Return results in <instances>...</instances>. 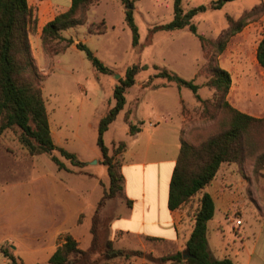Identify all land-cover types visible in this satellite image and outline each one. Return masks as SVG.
<instances>
[{
    "label": "rangeland",
    "instance_id": "374dc122",
    "mask_svg": "<svg viewBox=\"0 0 264 264\" xmlns=\"http://www.w3.org/2000/svg\"><path fill=\"white\" fill-rule=\"evenodd\" d=\"M132 1L133 6L126 7L121 0H93L81 14L85 24L71 29L68 36L62 33V40L46 50L42 36L37 37L35 29H30L32 53L42 76L40 86L54 142L58 148L74 154L81 164H73L59 151L31 156L19 143L17 130L0 133L2 253L13 254L16 246L27 243L29 237L40 238L47 220L56 211L59 213L61 207L64 216L73 219L80 211L77 236L84 249L93 246L90 258L97 264H158L160 258L176 252L161 242L150 241L142 246L136 239L123 243L111 234L112 221L126 217L129 204L124 193L108 197L110 178L97 146L98 127L115 105L114 89L125 78L129 67L137 65L142 69L135 86L126 94L125 109L104 134L109 155L116 162L122 163L123 151L119 144L128 142L133 135L130 126L143 130L154 114L163 112V105L171 107L172 100L178 97L176 84L155 77L163 70L194 81L202 100L209 101V105L203 106L190 89L181 88L182 95L190 102L183 111L186 120L182 139L193 146L224 133L230 126L231 114L219 109L214 90L206 86L214 65L231 74L234 83L231 101L239 107L236 109L264 119V70L256 58L264 36V12L258 6L264 0H235L225 3L221 9L199 12L192 19L196 34L189 27L172 32L153 31L173 21L174 0ZM215 1L183 0L182 7L188 12L202 6L209 8ZM126 10L134 13L140 36L138 46L133 45V32L125 22ZM241 18L245 19L246 26L228 39L225 51L218 55L217 44L229 32L230 20L238 22ZM200 36L205 38L204 43ZM70 40L72 45L68 44ZM79 43L110 73L99 72L86 53L77 48ZM212 55H216L213 63ZM245 144L249 154L239 166L232 165V169L235 178L242 177L246 183L243 191L246 204L242 212L247 225L249 215L256 222L262 221L260 215L264 216V159H261L264 122L251 126ZM52 156L63 162L66 169H58ZM199 198L200 195L196 196L190 203L191 215L198 208ZM94 217L98 218L94 227L96 238L92 233ZM230 219L235 223L233 215ZM111 239L115 248L140 251L142 256L106 260L103 252ZM3 260L0 254V264Z\"/></svg>",
    "mask_w": 264,
    "mask_h": 264
},
{
    "label": "trees",
    "instance_id": "16d2710c",
    "mask_svg": "<svg viewBox=\"0 0 264 264\" xmlns=\"http://www.w3.org/2000/svg\"><path fill=\"white\" fill-rule=\"evenodd\" d=\"M121 1L126 7L133 6L132 0ZM232 1L235 0H217L212 2L209 8L202 6L185 12L182 7L183 0H174L173 21L167 25L156 27L153 31L172 32L189 27L196 34L197 29L192 24V19L199 12H204L207 9H221L225 3ZM92 2L93 0H72L68 11L59 14L54 20L47 23L41 35L44 49H49L52 47V43L62 40L64 31L84 25L85 20L81 14ZM258 8L264 12V1ZM125 22L133 32V45L138 46L140 36L132 10H126ZM230 25L225 39L217 44L218 55L225 51L228 39L242 31L246 26V21L244 18L238 22L230 20ZM36 26L37 18L29 7L28 0H0V133L17 130L19 143L31 156L52 155L55 151H59L65 159L79 165L81 163L77 157L65 149L58 148L52 136L49 116L40 86L42 76L36 65L30 42V29H36ZM199 39L204 43L203 36H200ZM69 43L73 44L71 40ZM77 48L86 53L99 72L110 73L109 69L84 44L79 43ZM215 56H211V63L215 61ZM256 58L259 66L264 70V36L259 42ZM141 69L137 65L127 69L125 78L121 79L119 85L114 89L115 105L101 119L98 127L97 146L110 178L109 198L124 193V187L120 174L122 163L116 162L114 156L109 155V149L104 142V134L119 113L125 109L126 94L129 89L135 86L136 77ZM155 77L165 79L169 84L174 83L180 89H190L198 102L203 106L209 105V101L202 100L200 97L199 86L194 81H186L167 70L160 71ZM206 86L214 90V97L218 100L219 109H224L231 114L230 126L224 133L213 136L199 146H193L184 139L181 140L180 152L170 184L168 207L171 211L187 208L190 212L191 201L200 195L199 204L191 215L193 229L186 243L185 251L176 250L173 254H168L160 258L159 261L156 260L158 264H233L228 258L216 259L209 249L207 230L209 221L215 215V203L207 192V188L214 181L223 164H239L245 159L249 154L246 149L245 136L253 124L264 122V119L249 116L228 102L232 77L227 70L214 65L211 69V78L207 81ZM134 132L135 128L131 125L130 133L134 135ZM119 147L124 152L126 143L121 142ZM261 159H264V155ZM52 160L58 169H66L65 164L57 157L52 156ZM97 222L98 218L94 217L93 235ZM94 238H96L95 235ZM92 249V245L89 250L80 248L79 243L72 236H67L62 246L51 257L50 264H97L96 260L90 258ZM3 254L9 264H21L15 255L7 252H3ZM132 256H142V252L117 249L112 240H108L103 252V257L106 260ZM186 256H188L187 260Z\"/></svg>",
    "mask_w": 264,
    "mask_h": 264
},
{
    "label": "crops",
    "instance_id": "0c3cea01",
    "mask_svg": "<svg viewBox=\"0 0 264 264\" xmlns=\"http://www.w3.org/2000/svg\"><path fill=\"white\" fill-rule=\"evenodd\" d=\"M28 5L37 18L35 32L41 38L44 26L68 11L72 0H28ZM70 31L63 33L68 36ZM233 85L232 81L228 99L239 109L231 101ZM181 90L178 88V97L172 100L171 107L163 105V112L154 114L143 130L135 129L134 135L126 142L120 174L129 213L126 217L113 220L111 224V234L120 242L137 239L145 246V243L156 240L185 251L193 229L191 214L187 208L171 211L168 207L171 179L186 120L183 111L186 106H190ZM232 165L239 166L237 163L223 164L207 188L215 203V215L209 221L207 230L209 249L218 260L228 258L233 264H264V216L260 215L262 221L256 222L254 216L249 215V224H245L242 210L246 204L243 195L246 183L242 177L235 178ZM60 210L59 213L55 212L49 222L47 220L40 238L29 237L27 243L16 246L13 255L21 264H50L51 257L67 236H72L84 249L77 236L80 211L73 219L69 215L64 216L62 207ZM234 213L242 220L241 226H236L230 219ZM0 254L4 257L3 264H9L1 246Z\"/></svg>",
    "mask_w": 264,
    "mask_h": 264
},
{
    "label": "built area",
    "instance_id": "2783aa9c",
    "mask_svg": "<svg viewBox=\"0 0 264 264\" xmlns=\"http://www.w3.org/2000/svg\"><path fill=\"white\" fill-rule=\"evenodd\" d=\"M233 216L236 219V221H235L236 226H241L242 225V220L237 217V214L236 213H234Z\"/></svg>",
    "mask_w": 264,
    "mask_h": 264
},
{
    "label": "water",
    "instance_id": "95a60500",
    "mask_svg": "<svg viewBox=\"0 0 264 264\" xmlns=\"http://www.w3.org/2000/svg\"><path fill=\"white\" fill-rule=\"evenodd\" d=\"M185 259L187 260L188 259V256H186Z\"/></svg>",
    "mask_w": 264,
    "mask_h": 264
}]
</instances>
